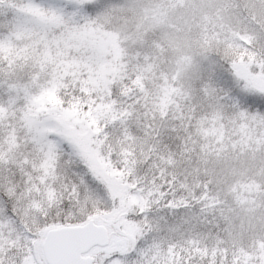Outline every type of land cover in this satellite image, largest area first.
Here are the masks:
<instances>
[{
	"label": "snow or ice",
	"instance_id": "snow-or-ice-1",
	"mask_svg": "<svg viewBox=\"0 0 264 264\" xmlns=\"http://www.w3.org/2000/svg\"><path fill=\"white\" fill-rule=\"evenodd\" d=\"M0 264H264V0H0Z\"/></svg>",
	"mask_w": 264,
	"mask_h": 264
}]
</instances>
